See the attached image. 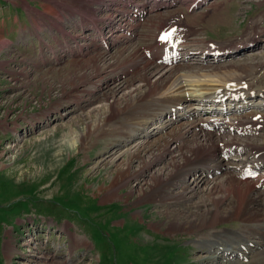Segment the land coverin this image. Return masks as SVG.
<instances>
[{"label": "rangeland", "instance_id": "1", "mask_svg": "<svg viewBox=\"0 0 264 264\" xmlns=\"http://www.w3.org/2000/svg\"><path fill=\"white\" fill-rule=\"evenodd\" d=\"M102 2L104 0H0V15L3 16L0 18L4 28L11 27L6 25L5 18L9 21L17 13L21 16L28 13L36 22L42 18L50 22L58 19L55 26L51 25L54 31L68 30L63 58L52 57L51 51L47 50L48 56L43 58L40 57L41 52L18 50L0 39V264H43L40 260L43 254L63 264H210V258H198L200 254L205 255V250L194 241L197 233L241 231L252 222L230 218L210 227L197 228V231L175 233L166 232V227L176 218L186 223L194 220L198 213L196 209L208 206L210 210L224 195L230 197L223 204V209H226L236 201L233 197L237 191L227 192L224 185L242 187V184L223 183L227 175L223 176L224 170H221L218 179L209 177L211 184H202L204 189L215 190L214 186H217L213 194L205 190L207 195L201 193L189 200H180L169 190L157 191L159 186L155 184L153 175L162 173L169 181L176 169L175 163L184 162L185 153L190 155L188 149L180 153L171 146L161 154L166 156L161 162L140 172L142 163L144 167L145 161L162 152L157 149L163 147L183 124L184 120L175 119V116L173 119L177 122L157 130L158 133L153 132L166 115L151 119L132 142L128 135L118 138V141L116 136L121 135L123 130L120 126L129 119L126 109L131 106L133 91L147 90L150 83L154 84L172 67H154L155 63L145 58L144 51L156 39L159 27L174 19L177 26L187 31L185 43L190 46L185 50L192 54L201 55L210 42L223 51L219 48L247 42L250 37L258 35L248 51L243 49L238 54L243 46L235 51L226 50L227 55L232 54L228 58L222 55L227 58L223 62H217L222 58L217 61L211 59L208 63L192 58L176 66L179 69L222 73L225 69L234 68L235 64L241 65L237 69L240 79L264 92V0H205L192 9L178 6L155 11L142 23L135 25L129 22L134 26L133 34L128 40L114 43L108 51L100 50L95 43L89 47L83 44L85 53L73 55L75 50L70 46L75 32L70 23L73 10L68 9L77 7L79 12L85 9L99 14ZM37 26L32 24L29 27L33 30ZM51 26L45 25L42 30ZM16 36L17 32L10 34L9 38L12 40ZM77 41L84 43L82 38ZM164 56L160 58L164 59ZM185 59L190 58L186 56ZM111 70L121 72L125 77L110 78ZM258 95L263 96L262 93ZM149 97H155L154 92ZM258 111V108L249 111L250 116L245 117L253 119L255 113L251 112ZM170 118L171 114L167 119ZM259 120H262V126L257 129L252 126L254 130L246 135L228 133L221 137L244 140L247 147L256 152L264 147V112ZM151 130L152 137L148 140L143 138ZM83 132L86 134L82 136ZM195 139H190L191 146L195 145ZM144 140L149 144L155 143L156 151L147 156L136 155L132 159V168L122 172L123 181L132 172L141 173L142 181L131 177L118 194L105 200L104 193L116 185L118 169L125 162V156L119 155L128 149L130 142L137 146ZM198 140L203 143L205 137ZM249 149L243 150L247 154L245 157H248ZM240 152L230 157L244 159ZM215 153L211 154V161L206 160L207 156L201 159L212 164L213 159L219 157V153ZM239 154L241 156H237ZM191 157L194 158L192 154ZM201 172L198 168L197 174ZM218 175L215 173L214 176ZM168 187L172 185H167L166 189ZM254 198L256 196L250 193L249 208L254 207ZM262 214L261 223L264 224V210ZM34 219L38 220L37 223ZM41 221L50 222L46 225L52 227L44 232V229L35 232L41 228ZM74 230L81 242H73L76 237L75 234L72 240ZM48 234L55 235V238L52 237L48 243L47 252L42 241L44 238L46 241ZM32 236L37 238L30 240ZM6 242H9L12 252L9 257L5 252ZM69 245L74 249L71 252L67 248L66 252L78 253L77 258L68 259L61 253ZM238 258L228 264H256L253 260L246 261L247 257Z\"/></svg>", "mask_w": 264, "mask_h": 264}, {"label": "bare ground", "instance_id": "2", "mask_svg": "<svg viewBox=\"0 0 264 264\" xmlns=\"http://www.w3.org/2000/svg\"><path fill=\"white\" fill-rule=\"evenodd\" d=\"M256 36L258 35H255V38L252 40H247L246 44L249 45V43H255L257 41ZM242 44L243 43L241 42L230 48L231 50L228 51H235L236 48ZM237 52H239V50ZM179 53L180 52L177 50H172V53L169 55L166 54L164 59L159 57L155 62H153L156 64H154V67H159L160 65L163 67H172L168 68L166 73L162 74L161 77L159 75V79L155 78L156 81L154 84L150 83L149 87L146 86L148 88L147 90L141 91L135 89L133 91L131 106L126 109L129 119L127 122L123 123L124 125L127 124V126L125 127L123 124L120 126L123 131L121 135L116 136V141H118V138L126 135L130 138L128 139L129 141H134V139L139 136L140 131L145 129L146 124L156 116L171 114V118H164L161 125L155 128L156 130H163L172 125L173 121H176L173 119L174 116L176 117L175 119H190L188 122L180 125L177 131H174L175 136L173 135L171 139H168L167 143H165L163 147L157 149V151L160 149L162 152L155 155L151 160L145 161L144 167L142 163L140 172L144 171L145 167L150 169L153 165L161 162L164 157H166L161 155L163 152L165 153V149L174 146L173 149H177V152H180L183 149H188L190 155L185 153L183 156L184 162L175 163V174L172 173L169 181L167 180V177L165 178L162 175V173H156L153 175L155 178L154 180H156L155 184L159 186L156 189L157 191L159 190L160 193L169 190L170 193L173 192V194L180 200L187 198V200H189L193 196L201 193L206 194L205 190H208V194H213L217 191V186H214L216 191L211 188L204 189L201 187L202 184H206V186H208L209 183L211 184V181H209L210 179H208L209 177H212L213 180L218 179V172L221 170H224L222 172L223 176L224 174L227 175L223 178V183L236 182L238 184H242V187L224 185L227 192L237 191V194L233 197L236 201L227 205L226 209H223V204H225L230 197L224 195L223 199L217 201L215 207L212 209L209 210L208 206H204L205 209H203L202 206L198 208V210L196 209L198 213L194 220L186 223L176 218L174 223L167 225L165 231L168 233H175L176 231H195L197 228L202 229L210 227L215 225L217 222L230 218L250 221L252 223H250L247 227H242L241 231L227 230L197 233V238L194 241L197 246L205 250V255L200 254L198 258L201 259L202 257H208L211 259L210 264H228L229 261L238 260V257L240 256L241 258L247 257L246 261L248 262L253 260L256 264H262L264 261V224L261 223V219L263 218L261 216L263 215L262 211L264 210V178L261 180L257 179L258 182H251L250 173H252L253 169L257 168L260 163H264V147L259 148L260 150L256 152L249 149L248 157H245L244 159L238 160V158L227 157L230 154V151L239 153L245 148L237 141L230 142L229 140H225L223 138L221 139L217 135H213L210 132L202 131L203 129L199 127L209 126L218 130L219 128L221 129L226 126L232 127L239 122L250 121L252 117H240L239 115L236 117L230 116L229 113L231 112L228 111H241L243 108L245 109V107H255L258 105L260 107L261 105H264L261 101H257V103H255L250 100V98L252 99L255 97L256 93H262L263 95V92H261L262 90L257 92L248 90L246 85L249 83L247 82L233 81V79L241 78V74L237 70L238 66L241 65L235 66V64L234 68L225 69L222 73L201 72L192 70L191 68L189 70L186 68L179 69V67L176 66V64H178L177 61L179 59ZM231 54L232 53L228 55ZM153 69L154 68H152V71H154ZM242 82L246 83V85ZM153 92L155 97L150 98L149 94ZM239 97L242 99H237ZM214 99L221 101L223 105L225 100H228L229 103L225 104L224 107H216V110L218 111L223 109L222 112L207 114L205 109L210 108L212 110L215 108H213V105L206 107L203 101H213ZM194 101L197 103H191ZM239 101L243 102L240 103ZM85 134L86 132H83L82 136ZM200 137H205V142L202 143V141H199L198 139H200ZM191 138H196V147L195 145L191 146ZM122 140L124 141V139ZM128 140L126 139V141ZM131 142L128 149L119 155L120 157L125 156V162L123 167L118 169L120 173L118 174V181L115 183L116 185L113 186V189H110L109 191L107 190L104 193L105 200L118 194L121 187L126 186L131 177L136 178L139 182H141L143 179L141 173L136 174L132 172L130 173V176L127 175L123 181L122 172L127 168H129V170L132 168V159L136 158V155L139 157L141 155L147 156V154L152 153L154 150L156 151L155 143L149 144V141L144 140L143 142L137 144V146H133ZM224 145L225 153H227V155L219 156L218 158L216 157L213 159L212 164H208L207 162L211 161V154L213 152L224 154L223 150H221V146ZM191 154L194 158L191 157ZM179 155L182 156V154ZM204 156H207L206 160L210 161H203L201 158ZM234 160H237V162ZM110 163H114V160H110ZM198 168L201 169V174H197ZM215 173L218 176H214ZM241 181H245L246 183ZM165 185L166 187L167 185H172V187H168L166 189ZM250 193L256 196V198H254L253 208L248 207ZM33 237L35 238V236H32L29 239H34ZM8 241L10 242V240ZM74 241L81 242V239L76 235ZM9 242L5 243V252L8 257L12 254ZM11 248L13 249L16 247L11 246ZM9 249L10 251H8ZM221 258L224 259L223 262L221 261ZM40 260H42L43 264H63L51 259L45 254L40 256Z\"/></svg>", "mask_w": 264, "mask_h": 264}, {"label": "crops", "instance_id": "3", "mask_svg": "<svg viewBox=\"0 0 264 264\" xmlns=\"http://www.w3.org/2000/svg\"><path fill=\"white\" fill-rule=\"evenodd\" d=\"M2 12V11H0ZM0 17H3L0 15ZM11 20V19H10ZM7 21V19L5 18L6 21V25L10 26V28H4L3 26V20L2 18H0V39L5 40L7 43L5 45H9L13 40H11L10 34L13 35V33L17 32V37L19 35H25L26 31H24L28 26L34 24V26H36L37 24L39 25H44L47 19H40L39 21L36 22V20L30 16L28 13H23L22 16L18 13L17 15H14L12 21ZM19 24H22V27H20ZM3 28V29H2ZM16 37V38H17ZM3 43H5L3 41ZM2 43V44H3Z\"/></svg>", "mask_w": 264, "mask_h": 264}, {"label": "snow or ice", "instance_id": "4", "mask_svg": "<svg viewBox=\"0 0 264 264\" xmlns=\"http://www.w3.org/2000/svg\"><path fill=\"white\" fill-rule=\"evenodd\" d=\"M170 37H169V35H165L164 37H161V39H164V40H167V39H169ZM251 174V173H250Z\"/></svg>", "mask_w": 264, "mask_h": 264}]
</instances>
